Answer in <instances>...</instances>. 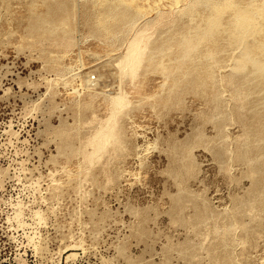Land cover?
<instances>
[{
	"label": "rangeland",
	"instance_id": "obj_1",
	"mask_svg": "<svg viewBox=\"0 0 264 264\" xmlns=\"http://www.w3.org/2000/svg\"><path fill=\"white\" fill-rule=\"evenodd\" d=\"M263 19L0 0V264H264Z\"/></svg>",
	"mask_w": 264,
	"mask_h": 264
},
{
	"label": "bare ground",
	"instance_id": "obj_2",
	"mask_svg": "<svg viewBox=\"0 0 264 264\" xmlns=\"http://www.w3.org/2000/svg\"><path fill=\"white\" fill-rule=\"evenodd\" d=\"M245 1H246V0H245ZM250 1H251V0H250ZM252 2H253V1H252ZM252 7H253V6H252ZM235 8H236V7H235ZM232 9H234V8H232ZM260 9H261V7H260ZM240 11H241V10H240ZM233 12H234V11H233ZM238 12H239V11H238ZM242 12H243V11H242ZM244 12H245V11H244ZM246 13H247V12H246ZM246 13H245V16H246ZM122 14H123V13H122ZM240 14H241V12H240ZM123 15H124V14H123ZM238 15H239V14H238ZM238 15H237V16H238ZM243 15H244V13H243ZM247 15H248V14H247ZM117 16H118V15H117ZM241 16H242V15H241ZM260 16H261V15H260ZM124 17H125V15H124ZM251 17L253 18V16H251ZM261 17H262V16H261ZM119 18H120V17H119ZM120 19H121V18H120ZM254 20H255V19H254ZM254 20H253V21H254ZM261 20H262V19H261ZM263 20H264V19H263ZM119 21H120V20H119ZM124 21H125V20H124ZM253 25H254V24H253ZM104 26H105V29H107V28H106V25H104ZM104 26H103V27H104ZM107 26H109V25H107Z\"/></svg>",
	"mask_w": 264,
	"mask_h": 264
},
{
	"label": "built area",
	"instance_id": "obj_3",
	"mask_svg": "<svg viewBox=\"0 0 264 264\" xmlns=\"http://www.w3.org/2000/svg\"><path fill=\"white\" fill-rule=\"evenodd\" d=\"M96 81V77L95 76H90L88 79L89 83H94Z\"/></svg>",
	"mask_w": 264,
	"mask_h": 264
}]
</instances>
